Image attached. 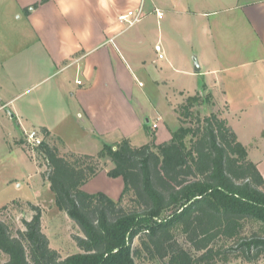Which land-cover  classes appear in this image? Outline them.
Returning <instances> with one entry per match:
<instances>
[{
  "label": "crops",
  "instance_id": "0c3cea01",
  "mask_svg": "<svg viewBox=\"0 0 264 264\" xmlns=\"http://www.w3.org/2000/svg\"><path fill=\"white\" fill-rule=\"evenodd\" d=\"M11 1L12 21L23 25L12 24L13 40L1 47L7 48L0 58V72L7 83L0 79V116L9 129L0 136L9 158L22 152L16 145L20 136L44 128L50 140L61 141L74 155L95 156L70 147V128L66 127L71 124L86 134V144L100 142L102 148L124 139L135 147L171 141L180 126L174 111L177 102L166 97V111L152 101L148 91L149 83L155 87L165 83L160 79L164 69L150 66L138 55V36L130 31L140 22L129 27L119 20L139 10L146 17V9H171L174 97L205 89L215 97L216 110L229 107V121L236 110L264 104L260 85L264 77V0ZM193 34H199L198 38ZM21 155L20 162L27 167L31 160ZM104 172L98 176H107ZM32 173L31 168L29 178ZM14 180H5V186ZM45 184L50 189L49 182ZM86 185L83 190L87 192ZM15 200L20 199L4 202L0 208Z\"/></svg>",
  "mask_w": 264,
  "mask_h": 264
},
{
  "label": "trees",
  "instance_id": "16d2710c",
  "mask_svg": "<svg viewBox=\"0 0 264 264\" xmlns=\"http://www.w3.org/2000/svg\"><path fill=\"white\" fill-rule=\"evenodd\" d=\"M211 103L210 94H197L174 108L180 126L168 143L135 147L124 139L103 146L95 158L112 164L110 178L124 181L118 201L83 190L99 168L80 160L94 156L68 159L43 142L37 149L48 164L47 181L57 208L81 233L73 235L79 253L63 258L51 247L42 210L30 203L34 215L23 221L24 230L14 233L0 219L6 264H226L213 244L237 238L245 220L264 222V178L222 113L195 112ZM41 131L50 137L46 128ZM176 226L192 249L175 241ZM238 247L241 259L258 262L264 235L254 233Z\"/></svg>",
  "mask_w": 264,
  "mask_h": 264
},
{
  "label": "rangeland",
  "instance_id": "374dc122",
  "mask_svg": "<svg viewBox=\"0 0 264 264\" xmlns=\"http://www.w3.org/2000/svg\"><path fill=\"white\" fill-rule=\"evenodd\" d=\"M12 11L13 1L0 0V58L4 56L3 53H5L7 49L1 47L6 46L7 43L10 44L11 42L9 41L13 40L14 34L12 31L14 27L12 24L17 25V27L23 25L19 23L17 19L13 20L14 22L12 21ZM161 13L162 17L160 18L156 10L146 9V17H143L141 20L142 22L140 21L139 24L137 23L138 25L136 27L134 26L132 30L130 29V34L137 33L140 43L137 50L138 55L144 58L150 66L158 67L159 70H161L162 67L164 69V73L160 76V79H163L165 83L158 87L149 83L148 91L152 101L168 111L169 107L165 99L166 97H168L170 102H177L174 106V108H176L189 97L197 94L189 95L180 93L175 94L176 97L172 94L174 90L171 89V9H167V11L162 10ZM198 35L199 34H193V37L198 38ZM157 45H160L163 49L165 56L164 60L158 59L159 54L155 51ZM239 50L244 51L243 48H239ZM246 58L247 57H242L240 59L243 60ZM192 61L195 62L194 59H192ZM2 75L3 73L0 72V79H3ZM260 85L264 87V77ZM9 93H13V88L9 87ZM0 94H2L1 90ZM198 94L204 97L210 93L203 89V91ZM211 98L212 103L210 105L195 107V112L199 113L201 116L209 115L212 112L222 113V117L225 118L229 125L235 130L239 136L240 142L247 148L250 160L258 166L264 178V104L261 108L252 107L236 110L233 113V119L229 121V107H220L219 110H216L214 106L215 97L211 95ZM3 119L4 117L0 116V135L1 133L7 135L9 127L6 122L4 126L2 125ZM168 123L171 124L172 121ZM66 129H68L67 138L69 139L68 142L72 149H81L82 151L95 155L93 157L94 159L77 156L81 158L80 163L84 167L98 164V173L89 179V181L91 180L90 182L88 181L86 183L87 192L97 193L103 191V193L107 194L111 199L115 197L113 200L118 201L119 195L122 193L119 189H124V181L123 179H120V181L119 179L110 178L107 172L111 169L112 164L103 160L98 161L97 158H95L96 154L102 150V143H94V145L86 144L88 143L86 142V134L81 129L76 128L74 124L67 126ZM45 141L52 146L58 147L60 149V154L68 159L73 154L67 150L66 146L61 141L50 140V138L47 137H45L44 142ZM91 143L93 144V142ZM16 145L19 146L22 152L15 153L14 155L16 157L9 158V156L6 155V148L0 136V204L11 199H20L9 203L7 205L8 207L4 210L0 208V219L7 223L14 233H16L17 230H24L23 221H30L34 215V212L30 210L28 204H34L42 210L43 232L48 236L51 247L57 250L63 258L79 253V249L73 240V235H81V233L68 215L57 208L53 192L46 187L48 164L44 155L40 153L37 148L28 146L25 141V136H20ZM23 151L27 153L28 156ZM20 154H23L21 156L29 157L31 160V163L29 162L27 167L21 164L19 158ZM31 168L33 173L32 177L29 178L28 175H30L29 171ZM23 169H26L27 172H24ZM103 170L107 171L104 172L107 176L101 173V175L98 176L99 172ZM7 179L15 180L9 186H5L4 182ZM27 182H29L28 186ZM19 184H22L21 188L18 187ZM242 228V233L234 240L219 238L214 242V249L223 253L219 260H224L226 264H264V258L258 262L249 263L240 258V253H236L242 239L249 238L254 233L264 235V222L256 219L245 220L242 222ZM173 232L175 241L178 244L186 249H192L180 226H176ZM137 244L138 241L135 242V245ZM7 261L8 258L0 253V264H6ZM147 264L160 263L154 262Z\"/></svg>",
  "mask_w": 264,
  "mask_h": 264
},
{
  "label": "built area",
  "instance_id": "2783aa9c",
  "mask_svg": "<svg viewBox=\"0 0 264 264\" xmlns=\"http://www.w3.org/2000/svg\"><path fill=\"white\" fill-rule=\"evenodd\" d=\"M157 15L161 18L162 13L156 9ZM144 17V13L142 10L137 12H130L125 16H121L119 18L120 22L126 24L129 27L134 26L135 24L139 23ZM155 51L159 54V59H164V52L160 45L155 47ZM78 84H82V82H78ZM158 125H154V129L157 128ZM45 140V135L41 130L33 129L31 131L25 132V141L28 146H32L33 148H37L42 145Z\"/></svg>",
  "mask_w": 264,
  "mask_h": 264
},
{
  "label": "water",
  "instance_id": "95a60500",
  "mask_svg": "<svg viewBox=\"0 0 264 264\" xmlns=\"http://www.w3.org/2000/svg\"><path fill=\"white\" fill-rule=\"evenodd\" d=\"M195 68H196L197 71L200 70L199 64H198L197 62H196V64H195Z\"/></svg>",
  "mask_w": 264,
  "mask_h": 264
}]
</instances>
